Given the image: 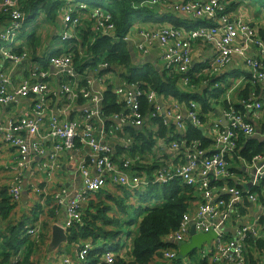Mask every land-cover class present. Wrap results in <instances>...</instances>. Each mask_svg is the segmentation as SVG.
<instances>
[{"label": "built area", "instance_id": "obj_1", "mask_svg": "<svg viewBox=\"0 0 264 264\" xmlns=\"http://www.w3.org/2000/svg\"><path fill=\"white\" fill-rule=\"evenodd\" d=\"M25 2L26 0L0 1V12L7 16V24L0 31V42L3 44L0 54L14 64H19L24 59L23 55H16L14 50L19 49V34L23 31L26 20L32 16L22 11L21 4ZM231 2L237 5L235 12L227 9ZM231 2L144 1L141 7L150 6L158 14L160 10L157 8L163 7L173 14L190 17L189 20L194 23L183 28L164 24L158 30L143 31L132 45L133 53L140 57L147 56L157 47L160 71L179 75L178 87L183 92L191 94L201 86H208L207 91L212 95H215V91H221L218 97H210L208 100L212 110L217 108L222 113L226 122L224 126L222 119H215L210 115L212 110L206 116L207 123L203 125L200 120L202 110L198 103L192 101L185 104L158 95L146 88L143 82H131L122 78V71L109 66L107 62H97L94 56L81 63L80 66H84V69L82 72L78 71L73 52L75 46L80 45L76 29L80 26L81 15L89 13L100 36L111 40L119 38L109 14L97 8L89 9L86 3L66 0L64 7L57 10V15L61 18L59 39L61 42H69V48L50 59L57 77L62 79L58 92L48 83L50 76L39 68H34L29 77L13 91L8 90V80L0 74V104L20 108L23 101L28 102L27 112H20L6 120L0 118V139L17 154L16 162L6 167L13 173L7 188L11 204L16 206L21 199L24 170L32 163L48 162L37 165V168L46 169L51 174L59 168L63 156L77 162V174L81 183L78 191L61 187L51 195L53 206L67 211L66 231L82 224L84 209L107 184L119 186L120 190L126 189L129 194H133L139 191L144 193L154 185H168L179 180L183 185L193 187L196 192L201 193L203 202L198 205L194 216L186 213L179 229L166 236L162 243L177 247L185 243L193 225L196 233L214 232L217 236L210 245L199 250L203 259L212 256L216 262L223 260L227 264H246L245 241L249 235L261 238L258 226L264 232V209L256 219V226L237 229L233 238L224 241L223 227L228 221L223 212L226 205L224 196L228 195L236 202L246 197L253 204L259 203L258 194L252 193L251 188L245 189V185L249 183L256 187L264 183V155H256L247 163L241 160L244 170L254 172L251 180L232 174L227 160L238 148V134L246 139L264 141V130H258L260 127L246 119L248 114L254 121L257 118L260 120L264 114V104L258 102L254 94H248L241 101L240 106L244 110L241 113L236 110L230 97L232 90L241 84H258L264 87V40L258 34L257 26L240 13L243 6L241 1ZM130 31L122 38L126 44H129V37L133 36ZM193 44L207 45L212 49V55L199 60L195 67L192 60ZM234 58L241 62L243 74L236 79L235 76H228L223 80L221 73L231 65ZM202 76L204 79L198 83L201 85L192 83V80H199ZM232 79L236 81L235 84ZM225 80L233 83L231 88L228 89L223 83ZM94 85L98 86L97 91L92 90ZM108 92L117 96L123 109L105 119L101 117L100 110ZM56 98L60 100L59 105L55 103ZM79 98L85 100L82 107L78 106ZM220 101L225 104L222 108ZM72 114H78L79 119L66 122L67 117ZM157 119L161 120L167 133L156 140V158L162 161L164 157L167 159L151 174L136 172L133 165L136 162L141 167L145 165L144 157L133 151L135 144L126 128L138 130L146 142L158 132ZM45 121L48 122V128L45 133H41L40 129ZM187 124L205 133L210 141L206 150H200L197 142L184 140ZM45 141H49L51 147L47 148ZM116 148L122 150L118 155ZM214 182L222 184L212 187L211 183ZM230 182L235 185L230 186ZM34 190L44 195L43 189ZM25 236L40 244L41 231L38 226L26 228ZM134 238L121 235L115 239V244H121L122 250L126 249L128 254ZM122 250L118 256L125 254ZM92 251L88 242L76 248L74 253L78 263L86 264V258ZM177 251L170 248L163 250V260L171 264ZM115 258L116 255L106 253L99 264H113ZM19 260L21 255L13 258L10 264H18ZM61 264H72L71 258L63 257Z\"/></svg>", "mask_w": 264, "mask_h": 264}, {"label": "trees", "instance_id": "obj_2", "mask_svg": "<svg viewBox=\"0 0 264 264\" xmlns=\"http://www.w3.org/2000/svg\"><path fill=\"white\" fill-rule=\"evenodd\" d=\"M74 1L86 3L88 4L89 9L97 8L106 12V14H109L111 21L115 26V33L119 38L118 40H111L110 38L100 36L97 31L92 29L94 27V20H91L93 24L89 25V27H78L76 29V36L80 40V44L83 45V50H87L89 57L94 56L97 62H107L109 66L122 71V78L131 82H143V84L146 85V88L152 89L158 95L165 98L185 102V104L192 101L198 103L202 110L200 114L201 123L203 125L207 123L208 117L206 120V116L210 112L208 99L210 97H218L221 94V91H215V95L210 94L207 90L201 94H188L179 89V75L176 73L159 72L154 67L150 66L137 68L132 62V56L129 53L126 43L122 41V38L129 33L132 26L136 22L140 21V19H143V22H151L152 17H155L157 10L149 8L147 5L142 7L140 6L142 2L148 0H101L107 3L106 9L99 5L87 3L85 0ZM231 1L232 0H229V2ZM65 2L66 0H26L24 4H21V8L27 15L31 14V18L33 20L40 15L44 16L45 20H54L57 10L60 7H64ZM243 2L241 1L240 3L246 5L249 3L250 6L254 5V2L257 4V12L262 14L261 11H264V0H243ZM236 6L237 5H235V3L231 2V5H228L227 9L229 11H234ZM6 21L7 16L0 12V25H4ZM27 21H29V19H27L26 22ZM162 22L176 28L187 27L183 21L174 19L172 15L164 17ZM257 31L260 37L264 40V28L259 29L257 27ZM92 38H94L93 42L90 40ZM1 47L2 44L0 42V49ZM33 47L34 44L30 47L32 53H34ZM61 54L62 52L60 51L54 56H59ZM73 55L77 70L82 72L84 66L81 65L77 67L81 58L78 51L75 50ZM81 62L84 63L85 60H81ZM203 79L204 77L202 76L199 80H192V83L197 85ZM246 91L241 93L242 99L248 97L249 93H246ZM84 104L85 100L83 98H79L78 106ZM235 108L241 113L244 112L243 107L240 105H237ZM122 109L123 105L117 96L108 92L105 94L104 100L101 104L100 115L106 119L112 114L119 113ZM156 124L158 126V132L155 136H150L146 142H144L142 135L138 130L131 127L126 128V132L133 139L135 144L133 151L137 152L139 156L144 157L143 161L145 162V165L141 167V165L137 162L133 165L136 172L144 171L146 174H151L167 159L164 157V160L162 161L156 158V149H154L156 140L158 138H163L167 133V129L162 125L160 119L156 120ZM258 130H264V125ZM184 140L187 142L199 143L200 150H206L210 145V141L206 138L205 133L197 128H194L190 124H187ZM237 143L238 148L236 152L227 160L229 171L235 175L239 174L234 168V162H236L237 159H239V161L244 160L247 163L250 162L256 155H264V142L258 139H246L243 135L238 134ZM116 151V154L118 155L122 150L121 148H116ZM211 184L212 187H217L222 183L214 182ZM229 185L234 186L235 184L230 182ZM122 191L125 194H128L126 189H122ZM102 192L103 190H101L99 194ZM195 193L196 190L193 187L183 185L179 180L170 182L168 185H154L149 187L145 194L140 197V204H150L152 201H157L160 204H158L157 207L150 209L142 218L138 227L137 235L132 242L131 251H129L127 255L124 254L122 256H116L113 264H151L155 261V259L163 258L162 251H165L167 248L177 251V246H168L167 244L162 243V240L179 229L183 217L190 208V202ZM261 195L262 194L259 192V200L264 202V197ZM2 198L3 200L0 202V216L3 219H6L14 206L10 202L8 193H4ZM108 200L117 204L121 211L125 209L122 201L117 202L114 199ZM100 207L101 208L98 210L96 217L90 218L88 216V218L86 215H83L82 224L70 228L67 240V243H69L70 246L87 241L91 238L95 241V244H97L96 234L98 233L103 236L101 241L103 242L102 246L104 247L110 241L115 240V238L119 236L118 230L108 231L106 228L111 225L117 226L119 224L114 217L108 215L110 207H103L102 204H100ZM99 221L100 223L97 225V222ZM136 222L137 219L133 220L132 225ZM9 231L11 232L9 239L5 241V244H0V264H10V261L18 255H21V260H23L21 264H31L29 259L30 255L33 253V248L36 247V244L29 240V243H31L32 246H28V248L32 247V250L30 252L28 250L25 251V249L21 251L26 243V239L28 240L25 236L24 224L11 226ZM246 243L251 247H258L259 250L264 248V242L255 240L251 236L247 237ZM118 250L119 248L116 246L108 249V251L103 249L94 250L86 258V264H99L103 254L106 252H118ZM171 264H204V262L199 261L197 251L188 254L186 257L179 256L177 251L176 258ZM250 264H256L253 263L252 258H250Z\"/></svg>", "mask_w": 264, "mask_h": 264}, {"label": "crops", "instance_id": "obj_3", "mask_svg": "<svg viewBox=\"0 0 264 264\" xmlns=\"http://www.w3.org/2000/svg\"><path fill=\"white\" fill-rule=\"evenodd\" d=\"M249 3H247L248 5ZM243 6L246 4H242ZM246 5V6H247ZM250 6V4L248 5ZM247 6V9H248ZM252 6V5H251ZM250 6V8H251ZM235 12V11H234ZM243 15L244 9L241 10ZM252 13V8H251ZM164 14V15H163ZM178 21H183V23L186 26H192L194 22L191 20L177 15L173 14L170 11L162 13L159 11L158 13H155V17H152V21L143 22V19H140V21L136 22L131 29L130 32L132 33V37H129V44H126L129 50L130 55L132 56V62L134 63V66L137 68H142L145 66L154 67L156 70L160 72L161 63L159 59V50L157 47H155L147 56L140 57L138 54L133 53L132 51V45L134 41H136L139 38L140 33L143 31H154L158 30V27L160 25H164L162 22V19L164 17L170 16ZM38 17H41V19H45L44 16L40 15ZM36 17V18H38ZM254 17V16H253ZM252 17V18H253ZM35 18V19H36ZM247 21L253 23L254 25L257 24V22L253 20H249L247 17L245 18ZM254 19V18H253ZM33 20L32 18L29 19ZM40 21V20H38ZM46 21V20H45ZM28 22V21H27ZM26 22V23H27ZM25 23V24H26ZM41 23V22H40ZM1 24V23H0ZM7 23H4V25H0V31L3 30V27L6 26ZM43 24V23H41ZM60 24H61V18L60 16L55 14L54 23L45 24L43 26V30H38L36 28H30L28 31V36L20 42V47L18 50H14V53L18 56H24V59L19 64H14L12 62H9L5 60L2 55L0 54V74L3 75L8 80V90L13 91L17 89L20 85V83L23 80H26L29 77V74L34 68H39L43 70L45 73H47L50 77L47 79L48 83L52 86V89H54L55 92H58L59 86L61 84L62 79L60 77H57L56 72L54 68L50 64V59L60 52V47L58 45H55L53 49V44L55 40H59L60 37ZM91 19L89 18V13H85L80 16V28H86L89 27V25H92ZM166 24V23H165ZM25 27V25H24ZM95 30V26L92 28ZM96 31V30H95ZM38 36L37 39H34L35 34ZM47 34V39H45V34ZM41 38V39H40ZM92 42L94 38L90 39ZM41 44V51L32 53L30 50V47L34 44ZM74 44V42H73ZM49 49L50 54H45V51ZM75 50L78 51L80 58L78 66L82 63L81 60H85L89 57V54L87 50H83V45L78 44L75 46ZM212 55V49L210 46L207 45H201V44H193L192 46V60H193V67L197 66L199 63V60L205 57H210ZM243 67L241 65V62L234 58L231 65L227 67L221 75L224 77L228 76H235L234 79L242 76ZM234 81L235 84V80ZM227 80H225L223 83L227 86V88H231L232 84L231 82L227 83ZM226 82V83H225ZM201 85V84H198ZM224 85V86H225ZM208 86H201L194 90L191 94H201L202 92L206 91ZM98 86L94 85L92 87L93 91H97ZM247 90V91H246ZM246 91V93L254 94L258 100V102H261L264 104V87L258 84H241L240 86L236 87L234 90H232L230 100L236 107L237 105H241V101L243 100L241 97V93ZM221 102V101H220ZM55 103L59 105L60 100L58 98L55 99ZM27 101H23L21 107L17 106H4L0 104V118L3 120H6L8 118H12L15 114H18L20 112H27ZM81 107L84 105H80ZM224 106L223 103H220V108ZM80 107V108H81ZM210 111L212 110L209 107ZM208 115V114H207ZM210 115L213 116V118H219L222 119V113H220L217 108L213 109L212 112H210ZM79 119L78 114H72V116L67 117L66 122H73L77 121ZM246 119L250 121L252 124H256L258 127H262L264 125V114L262 115L261 119L258 118L253 120L251 115L246 114ZM48 128V122L45 121L40 129L41 133H45V131ZM262 141V140H260ZM264 142V141H262ZM44 145L49 148L51 147V144L49 141H45ZM17 154L8 146H6L0 139V202H2L3 194H7V188L11 183V180L13 178V173L11 171H8L6 167L13 165L16 162ZM77 157H75L74 160H76ZM235 163V165H234ZM234 168L237 170L239 174H236V176H241L245 178L246 180H251V178H254V172L250 169L244 170L242 168V163L237 159L236 162H234ZM48 164V162H38V163H32L30 167L22 173V193H21V199L19 203L13 207V209L10 211L8 218L3 219L0 216V244H5V241L9 239L11 232L9 231L10 226L18 225V224H24V229L28 227H34L38 226L41 231V239L40 244H38V247L33 248V253L35 251H40V256L36 259L40 261V259L44 260V264H61V259L65 256L58 257V252L60 247L64 246L67 243L62 244L57 249L51 248V240H52V229L54 226H58L64 229L65 222L67 220V211L65 208H55L52 203L51 195L57 191L61 187H68L71 190L78 191L81 189V183L80 178L77 174V162L76 161H70L66 156H63L60 159V166L58 169L53 171L51 174L46 169L39 170L37 168V165H45ZM234 183V182H233ZM39 188L40 190H44V195L38 194L35 192L34 189ZM105 189L101 194H98L97 196H93L90 204L84 209L83 214L87 217H96L98 210H100V204H102L103 207L109 206L110 212H108L109 216L114 217V219L119 222L117 226L111 225L110 227H106L108 231H119V236L121 235H127V236H134L136 237L138 232L139 224L144 216H141V210H137L135 215H131L129 220H125L126 216L128 215V212H130L131 209H140V199L134 200L129 199L130 194H125L119 186L113 185V184H107V186L104 187ZM240 188V187H238ZM251 188L252 193H256L259 195V192L262 194L261 196L264 197V183H260L258 186L253 187L251 184H246L245 189ZM241 189V188H240ZM124 194V195H123ZM110 197V198H108ZM108 199H114L117 202H123V205L125 206V209L121 211L117 204L109 201ZM224 200L226 202L225 208H223V212L227 216V222L225 226L223 227V231L225 234L224 241H227L234 237L235 232L237 229L243 228V227H249V226H256V219L258 215L261 213L262 209H264V202H261L259 200V203L253 204L249 202L246 197L243 198L241 201L236 202L234 201L230 196L225 195ZM203 202V198L201 193L196 192L192 196V200L190 202V208L187 212L191 217L195 215V211L197 210L198 205H201ZM136 216V217H135ZM88 217V218H89ZM137 219V222L132 225L133 220ZM100 223L97 222V225ZM11 228V227H10ZM258 229L260 233L262 234L259 240L264 242V232L261 230V228L258 226ZM68 229L66 231L67 234V240H68ZM97 239L96 243L93 241V239H89L87 241H83L80 243H76L68 247L69 254L66 256H69L71 258L72 264H79L77 261V258L75 257V250L76 248L80 247L84 243H89L92 246L93 251L94 250H108L111 249L114 246V242L110 241L108 244H106L104 247L103 242L101 241L103 236L101 234H96ZM250 236V235H249ZM252 237V236H251ZM116 239V238H115ZM30 239H26V243L21 249L28 250L29 252L32 250L31 243H29ZM189 239L186 240L185 243H189ZM213 241V240H212ZM211 241V242H212ZM113 246V247H112ZM207 244L203 245V248L207 247ZM117 248H119L116 245ZM28 248V249H27ZM1 252V249H0ZM123 253L126 254V249L122 250ZM120 254V252L118 253ZM245 259L246 264H250V258H252L253 263L256 264H264V248L259 250L258 247H251L248 245L245 241ZM197 255L199 261H203L204 264H227L223 260L214 261V259L210 257L203 259L200 251L197 250ZM43 257V258H42ZM162 260V258H161ZM158 259H155L154 262L151 264H158L156 263ZM161 264H170L165 261H163Z\"/></svg>", "mask_w": 264, "mask_h": 264}, {"label": "rangeland", "instance_id": "obj_4", "mask_svg": "<svg viewBox=\"0 0 264 264\" xmlns=\"http://www.w3.org/2000/svg\"><path fill=\"white\" fill-rule=\"evenodd\" d=\"M85 1L87 3H90V4L99 5V6L103 7V8H105V9H106V6H107V3L105 1H101V0H85ZM241 1L243 2V0H241ZM221 2H222V0H221ZM243 3H245V2H243ZM253 4L254 5L251 6L252 13H251V8L250 7H248V9H247V6H242V9H244L245 17H247L249 20H253V21L257 22L256 26L259 29H263L264 28V11H261V9L259 8L260 11L262 12V14H260L259 12H257V4L254 3V2H253ZM148 7L151 8L150 6H148ZM157 9L160 10L161 12H164V13L165 12H168V10H166L163 7L157 8ZM184 17L187 18V19H191L190 17H186V16H184ZM38 20H40V21H38ZM49 21L51 23H54V20L53 19H47L45 21V19H43V18L41 19V17H38V18H36L34 20L28 21L25 24V27H24L23 31L19 34V42L23 41L28 36V31H29L30 28H36L38 30H43V26L45 24L49 23ZM40 22L43 23V24H41ZM34 35H35L34 39H37L38 36L36 35V33ZM45 39H47V34H45ZM39 45H41V44L38 43V44H36L33 47V49L35 50V52H40L41 51V46L39 47ZM55 45H58L61 48L60 51L62 53L65 52L66 50H68V48H69V42H61L60 39L59 40H55V42L53 44V47H51V49H53L55 47ZM50 51H52V50L47 49L45 51V54H50ZM142 68H145V67H142ZM140 197H141V192L140 191L139 192H136V193H133V195H132V199H134V200H139ZM129 199H131V194H130ZM158 204H160V203L157 202V201H152L150 204H141L140 209H131L130 212H128V215L126 216L125 220H129L130 216L131 215L132 216L135 215L137 210H141V214H139V215L144 216L151 208H154ZM10 227H9V229H10ZM42 238H40V240H39L40 242H41V239ZM119 240H122L123 241V238H120ZM65 243H67V242H65ZM120 243L121 242H119V244ZM35 244H36V247L39 246L37 243H35ZM120 245H118V247H119L118 252L121 251ZM68 247H70L69 243H67L64 246L60 247L59 252H58L59 253L58 254V257L59 258H60V256H66V255L69 254ZM105 251H108V250H105ZM118 252H112V253L117 254ZM39 256H40V251H35L34 253H32L30 255V259H29L30 262H31V264H44L45 263V259L44 260L40 259V261L36 259ZM163 261H164L163 258H162V260H161V258H158V261H156V263L161 264ZM22 262H23V260H21V261L19 260V263L18 264H21Z\"/></svg>", "mask_w": 264, "mask_h": 264}, {"label": "water", "instance_id": "obj_5", "mask_svg": "<svg viewBox=\"0 0 264 264\" xmlns=\"http://www.w3.org/2000/svg\"><path fill=\"white\" fill-rule=\"evenodd\" d=\"M221 122L222 125H226L224 118H222ZM189 237V243H183L178 246V255L181 257H186L188 254L202 249L204 244L210 245L211 241L217 238L214 232H209L207 234L196 233L193 225L190 227ZM65 242H67L66 232L63 228L54 226L52 229L51 248L55 250Z\"/></svg>", "mask_w": 264, "mask_h": 264}, {"label": "clouds", "instance_id": "obj_6", "mask_svg": "<svg viewBox=\"0 0 264 264\" xmlns=\"http://www.w3.org/2000/svg\"><path fill=\"white\" fill-rule=\"evenodd\" d=\"M147 190H148V189H147ZM147 190H146V191H147ZM146 191H145V192H146ZM145 192H144V193H141V196H143V195L145 194ZM157 206H158V205H156L155 207H157ZM151 209H152V208H151ZM134 239H135V238H134ZM116 245L118 246V243H117V244L114 243V246H116ZM23 250H24V249H23ZM23 250H22V251H23ZM121 250H122V248H121ZM120 252H121V251H120ZM106 253H112V252H106ZM106 253H105V254H106ZM118 253H119V252H118ZM118 253H117V254L112 253V254L118 256Z\"/></svg>", "mask_w": 264, "mask_h": 264}, {"label": "bare ground", "instance_id": "obj_7", "mask_svg": "<svg viewBox=\"0 0 264 264\" xmlns=\"http://www.w3.org/2000/svg\"><path fill=\"white\" fill-rule=\"evenodd\" d=\"M140 22H141V21H140ZM63 226H64V229H63V230L65 231V225H63Z\"/></svg>", "mask_w": 264, "mask_h": 264}]
</instances>
